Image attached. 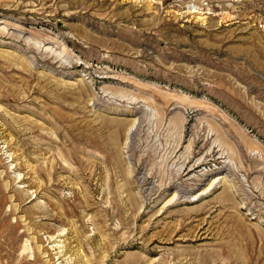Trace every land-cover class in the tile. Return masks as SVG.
<instances>
[{
	"label": "rangeland",
	"instance_id": "rangeland-1",
	"mask_svg": "<svg viewBox=\"0 0 264 264\" xmlns=\"http://www.w3.org/2000/svg\"><path fill=\"white\" fill-rule=\"evenodd\" d=\"M0 264H264V0H0Z\"/></svg>",
	"mask_w": 264,
	"mask_h": 264
},
{
	"label": "bare ground",
	"instance_id": "bare-ground-1",
	"mask_svg": "<svg viewBox=\"0 0 264 264\" xmlns=\"http://www.w3.org/2000/svg\"><path fill=\"white\" fill-rule=\"evenodd\" d=\"M132 130V129H131ZM196 199V198H195Z\"/></svg>",
	"mask_w": 264,
	"mask_h": 264
}]
</instances>
